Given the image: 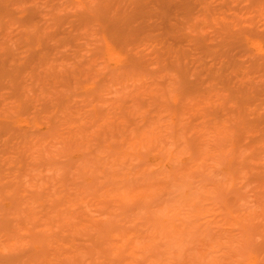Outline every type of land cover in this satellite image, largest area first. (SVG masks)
I'll list each match as a JSON object with an SVG mask.
<instances>
[{"label": "rangeland", "instance_id": "obj_1", "mask_svg": "<svg viewBox=\"0 0 264 264\" xmlns=\"http://www.w3.org/2000/svg\"><path fill=\"white\" fill-rule=\"evenodd\" d=\"M0 63V264H264V0H0Z\"/></svg>", "mask_w": 264, "mask_h": 264}, {"label": "bare ground", "instance_id": "obj_2", "mask_svg": "<svg viewBox=\"0 0 264 264\" xmlns=\"http://www.w3.org/2000/svg\"><path fill=\"white\" fill-rule=\"evenodd\" d=\"M10 59L12 60V57H10ZM13 59H14V58H13ZM1 61H2V60H1ZM0 64H1V63H0ZM2 64H3V63H2ZM1 69L4 70V69L1 67V65H0V75H1V73L3 74V75H2L3 77H1L0 80H3L4 78H6L5 75H7V73H6L7 71L5 72V70L2 71ZM4 72H5L6 74H4ZM240 132H241V131H240ZM222 134H223V133H222ZM226 135H227V134H226ZM223 136H224V135H223ZM220 184H221V183H220ZM220 184H219V185H220ZM221 185H222V184H221ZM224 185H225V184H224ZM225 186H226V185H225ZM225 186H224V187H225ZM220 187H221V186H220ZM217 188H218V187H217ZM219 189H221V188H219ZM223 190H225V189H223ZM223 190H222V192H223ZM146 191H148V189H147ZM146 191H145V192H146ZM224 193H225V192H224ZM143 194H144V195H143ZM143 194H141V196H145V195H147V194H145V193H143ZM200 194H201V193H200ZM138 195H140V194H138ZM141 196H140V197H141ZM263 196H264V195H263ZM259 199H260V198H259ZM262 200H264V199H262ZM262 200H261V201H262ZM261 201H260V202H261ZM263 202H264V201H263ZM260 204H261V203H260ZM262 205L264 206V204H262ZM263 209H264V207H263ZM203 255H204V254H203ZM255 258H256V257H255ZM257 260H258V259H256L255 261L257 262ZM253 262H254V261H253ZM256 262H255V263H256ZM8 264H9V263H8Z\"/></svg>", "mask_w": 264, "mask_h": 264}]
</instances>
